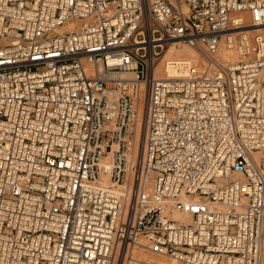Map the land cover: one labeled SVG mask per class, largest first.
I'll use <instances>...</instances> for the list:
<instances>
[{
    "label": "built area",
    "instance_id": "obj_1",
    "mask_svg": "<svg viewBox=\"0 0 264 264\" xmlns=\"http://www.w3.org/2000/svg\"><path fill=\"white\" fill-rule=\"evenodd\" d=\"M262 30L264 0H0V264H264Z\"/></svg>",
    "mask_w": 264,
    "mask_h": 264
},
{
    "label": "bare ground",
    "instance_id": "obj_2",
    "mask_svg": "<svg viewBox=\"0 0 264 264\" xmlns=\"http://www.w3.org/2000/svg\"><path fill=\"white\" fill-rule=\"evenodd\" d=\"M172 2H174V0H172ZM246 21V20H245ZM247 21H249V19H247ZM263 34H264V30H262ZM175 49L174 53H171L172 50ZM184 51L187 52L184 53ZM170 55L174 58L177 59H181V58H189L191 60L197 61V62H201V57L200 55L195 52L194 50L188 48V47H179V46H173L170 49ZM219 57L221 58V60L223 61H231V62H235L241 59L240 54L238 53L237 50H228L227 48H225L224 46L221 47L220 52H219ZM162 71V77L165 78H174V77H181L183 76V73L181 71H176V70H165L163 68V62H161L159 64V66L157 67L156 73L157 76H159V72ZM160 77V76H159ZM174 218L176 219H180L183 221H186L188 219L187 216L181 214V213H177L175 212L173 215ZM174 264V263H173Z\"/></svg>",
    "mask_w": 264,
    "mask_h": 264
},
{
    "label": "rangeland",
    "instance_id": "obj_3",
    "mask_svg": "<svg viewBox=\"0 0 264 264\" xmlns=\"http://www.w3.org/2000/svg\"><path fill=\"white\" fill-rule=\"evenodd\" d=\"M185 48H186V47H185ZM174 52H175V49H173L171 53H174ZM184 53H186V54H187V52H186V51H184ZM159 63H160V62H159ZM158 66H159V64H158ZM159 76H160V77H162V71H160V72H159Z\"/></svg>",
    "mask_w": 264,
    "mask_h": 264
}]
</instances>
